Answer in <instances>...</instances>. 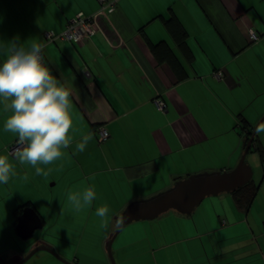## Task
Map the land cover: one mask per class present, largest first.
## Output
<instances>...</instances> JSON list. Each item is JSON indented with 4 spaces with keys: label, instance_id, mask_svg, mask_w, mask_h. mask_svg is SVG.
I'll use <instances>...</instances> for the list:
<instances>
[{
    "label": "crops",
    "instance_id": "obj_1",
    "mask_svg": "<svg viewBox=\"0 0 264 264\" xmlns=\"http://www.w3.org/2000/svg\"><path fill=\"white\" fill-rule=\"evenodd\" d=\"M99 8L98 0H0V41L43 45L44 62L72 91L73 115L71 144L59 160L39 165L46 175H37L8 153L18 138L2 130L8 113L0 109V154L14 166L9 183L0 185L11 220L0 236L6 264L20 262L41 245L69 264H110L106 244L131 202L194 174L232 170L264 117V0H116L114 12L90 39L46 41L45 34L59 35L75 15L92 16ZM169 25L185 33L182 46ZM159 44L163 48L156 55L153 47ZM217 71L222 80L214 78ZM99 129L109 134L102 142ZM89 133L86 150L76 151ZM251 153L261 174L254 182L252 172L256 195L247 210L237 207L233 195L226 206L220 195L207 198L218 200L204 212L200 207L207 199L189 216L174 212L169 220L157 218L158 232L133 222L113 241L116 264H148L146 255L170 250L180 264H264V218L250 219L254 209H264V134H255L247 156ZM90 176L97 198L76 211L68 196L92 186ZM52 187L59 189L57 199ZM104 205L111 210L110 222L96 245L99 217L93 213ZM22 206L39 216L40 233L76 228L80 236L61 237V230L59 242L50 236L32 242L33 235L23 244L15 231L23 209L14 217ZM41 252L24 264H65Z\"/></svg>",
    "mask_w": 264,
    "mask_h": 264
},
{
    "label": "clouds",
    "instance_id": "obj_2",
    "mask_svg": "<svg viewBox=\"0 0 264 264\" xmlns=\"http://www.w3.org/2000/svg\"><path fill=\"white\" fill-rule=\"evenodd\" d=\"M0 57V109L8 113L2 130L18 138L20 148L14 159L31 165L37 175H46L39 165L47 166L59 160L62 149L72 142L69 135L73 128L72 91L46 65L43 45L38 41L27 45L24 41H0ZM254 132L257 136L264 134V123ZM92 138L90 133L82 136L76 151L84 152ZM13 175L9 156L0 154V185H7ZM88 180L92 186L68 196L76 211L91 206L97 198L95 177ZM110 211L107 205L95 210L102 228L107 227Z\"/></svg>",
    "mask_w": 264,
    "mask_h": 264
},
{
    "label": "water",
    "instance_id": "obj_3",
    "mask_svg": "<svg viewBox=\"0 0 264 264\" xmlns=\"http://www.w3.org/2000/svg\"><path fill=\"white\" fill-rule=\"evenodd\" d=\"M264 120V117L256 127ZM255 127V128H256ZM254 128V129H255ZM254 130L247 141L237 166L229 171L203 172L176 181L170 188L159 192L150 198L131 202L115 220V230L107 245V255L110 264H115L111 247L117 235L129 224L139 221H152L160 216L175 212L189 216L207 198L217 197L245 187L252 181V169L246 162L247 154L253 143ZM42 229V223L36 212L24 208L17 218L15 231L17 237L27 241ZM45 251L65 264H69L58 257L53 250L46 246H38L31 250L20 262L24 264L37 252ZM1 264H6L0 258Z\"/></svg>",
    "mask_w": 264,
    "mask_h": 264
},
{
    "label": "rangeland",
    "instance_id": "obj_4",
    "mask_svg": "<svg viewBox=\"0 0 264 264\" xmlns=\"http://www.w3.org/2000/svg\"><path fill=\"white\" fill-rule=\"evenodd\" d=\"M256 158V157H255ZM246 162L248 163V165L251 167V169H252V172H254V176H253V181L254 182H257L258 180H259V178H260V174H261V171H260V169L258 168V166H257V159L254 161L253 159H252V153L251 154H249L247 157H246ZM232 166H233V164H231ZM235 166V165H234ZM233 166V167H234ZM226 167V166H225ZM232 169H234V168H232ZM231 170V169H230ZM51 185V183L50 184H48V186H50ZM52 189H54L53 187L51 188V190ZM58 190L59 189H54L53 190V193L54 194H56V195H54L53 194V198L54 199H57V197H58ZM48 197H49V194L47 195ZM224 196H226L225 198V201H224V203H225V205L227 206L228 204H232L231 202L229 203V200H231V194H224ZM1 197H3L4 198V196H0V198ZM36 197V196H35ZM38 197V196H37ZM39 198V197H38ZM216 200H218V199H207V200H205L204 202H203V204L201 205V210L204 212L207 208H208V206H207V204H210V202H212V201H216ZM205 206H207V207H205ZM7 211V209H6V206H5V203L3 202V201H1V199H0V236L2 235V234H4V235H6V233L2 230V228L4 227V225H8V224H11V220H10V217H9V215H8V213H10V212H6ZM68 212L70 213V214H75V213H77V212H75V211H73V212H70V210H68ZM12 213V212H11ZM170 213V214H169ZM83 214V212H81V215ZM93 214H95V213H93ZM177 214V213H176ZM166 215V216H165ZM162 216H164L163 217V219L162 220H165V219H167V220H169V219H171L173 216H175L174 215V212H168V213H166V214H164V215H162ZM97 217V216H96ZM161 217V216H160ZM159 217V218H160ZM262 217L264 218V209H261V208H257V209H254L253 211H252V214L250 215V219H252V218H260V219H262ZM155 220H157V219H155ZM155 220H153V221H140V222H137V223H135V224H143L144 226H147V227H149V226H152L153 227V230H154V232H155V230H156V232H158L159 231V226H158V224H160V223H158V221H155ZM98 223L96 224V231H95V233L93 234V236L94 237H96V245L98 244V242H99V240L101 239V237L105 234V232H106V230L108 229V224H109V222H110V220H109V222H108V224H107V227H105V228H102L101 227V223H102V221H101V218H98ZM162 222V221H161ZM61 230H63V232L61 231ZM263 230H264V226H263ZM52 232L50 233V234H46L47 233V228H45L44 230H42L41 231V233H40V231L38 232H36L35 234H34V236L32 237V242H33V240H35V242L37 241V240H39V239H44V237L46 238V239H48L49 237L48 236H50V240H52L53 242H55L56 243V241L54 240V239H56L58 242H59V238H60V232H62L63 234H61V237L63 236V237H66V234H68L67 236H71V237H77V235L78 236H80V233L77 231L76 232V228H74L73 229V231L71 230H67V229H62V228H59V227H56V228H54L53 230H51ZM89 232H86V235L88 234ZM153 233V232H152ZM53 237V238H52ZM59 237V238H58ZM71 237H69L70 239H71ZM85 239H86V237H84ZM30 240V241H31ZM110 240V239H109ZM109 240H108V242H109ZM0 241H2V239L0 240ZM20 242V241H19ZM23 242V241H22ZM22 242H20V243H22ZM26 242H28V241H26ZM108 242H107V244H106V247H107V245H108ZM23 244H24V242H23ZM12 245V244H11ZM11 245L9 244L8 246H10L11 247ZM36 245H38V244H36ZM5 247V246H4ZM36 247H38V246H35L34 248H36ZM41 253H43V254H45L44 252H38L37 254H41ZM176 254H175V252L173 253L171 250L170 251H168V253L167 254H165V255H161V254H155L154 256L153 255H149V256H147L146 255V260H147V263L148 264H180V258L178 259V257L177 256H175ZM113 259H114V257H113ZM114 263L116 264V262H115V260H114ZM145 264V263H144Z\"/></svg>",
    "mask_w": 264,
    "mask_h": 264
},
{
    "label": "built area",
    "instance_id": "obj_5",
    "mask_svg": "<svg viewBox=\"0 0 264 264\" xmlns=\"http://www.w3.org/2000/svg\"><path fill=\"white\" fill-rule=\"evenodd\" d=\"M100 4L99 10L92 16H84L82 14L75 15L71 20H69L65 30L59 35H54L52 33L45 34V39L48 43L55 41H65L73 44H80L95 35V33L100 29L99 22L106 19L109 14L114 12L116 0H98ZM257 38L254 33L251 32L250 40L255 41ZM214 78L217 80L223 79V73L220 71L213 73ZM156 107L159 110H163L164 105L161 101L156 100ZM109 137V134L104 129H99L98 140L102 142ZM20 148L19 141L11 144L8 147V153L12 156Z\"/></svg>",
    "mask_w": 264,
    "mask_h": 264
},
{
    "label": "trees",
    "instance_id": "obj_6",
    "mask_svg": "<svg viewBox=\"0 0 264 264\" xmlns=\"http://www.w3.org/2000/svg\"><path fill=\"white\" fill-rule=\"evenodd\" d=\"M169 23H172V20L169 21L167 23V25ZM167 27L169 28V30H170L169 32H171L174 40L176 39L175 41L176 42H180V44L182 46L183 45L184 38H185V33L183 31H181L180 28L178 29V31H176V30L172 29L170 27V25L167 26ZM160 48H163L161 44L154 46L153 47V53L156 54V55H158V53L161 51ZM169 58H167V60H166V61H169V62H166V63H168L173 68H176L177 63L174 62L172 59H169ZM245 143H247V142L245 141ZM251 183L252 182H250L245 187H243V188H241V189H239V190H237V191H235V192H233L231 194V195H233L236 198V204H237V207L239 209L247 210L250 207V205L252 204V202H253V200L255 198V195H256V187H253L251 185ZM23 207L24 206L18 208V211L17 210L14 211V214H15L14 217H15V219L18 217V215L20 213L19 211L22 210Z\"/></svg>",
    "mask_w": 264,
    "mask_h": 264
},
{
    "label": "flooded vegetation",
    "instance_id": "obj_7",
    "mask_svg": "<svg viewBox=\"0 0 264 264\" xmlns=\"http://www.w3.org/2000/svg\"><path fill=\"white\" fill-rule=\"evenodd\" d=\"M0 258H2V259L4 260V258H3L2 255H1V252H0ZM0 264H1V262H0Z\"/></svg>",
    "mask_w": 264,
    "mask_h": 264
}]
</instances>
